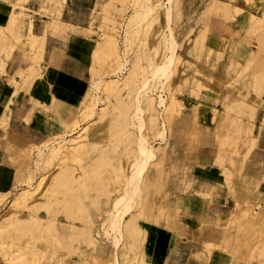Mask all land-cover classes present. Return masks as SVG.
<instances>
[{
    "label": "rangeland",
    "instance_id": "rangeland-1",
    "mask_svg": "<svg viewBox=\"0 0 264 264\" xmlns=\"http://www.w3.org/2000/svg\"><path fill=\"white\" fill-rule=\"evenodd\" d=\"M108 1L113 4V8L107 7V5L101 8V6ZM209 1L210 0H180L179 15L173 18L172 26L175 28V30H179L181 35L183 34V31L186 30L187 28L202 25V22H204V26H203L204 30L202 31V45L200 47V50L198 51V57L197 58L189 57V59H191L190 61L192 62V64L198 65V67L201 70V73L197 74L199 78L198 80H200V85L197 86L195 90L192 89L189 90L183 87H179L175 92L177 99L181 103L180 108L182 115L178 114L173 118V120L169 124L170 125L169 127L170 129L168 128L169 130L167 129V125L165 126L166 127L165 143L163 140L160 139V137L158 136L154 137V134L148 135V140L151 145L153 144V146L155 145L154 147H156L159 145V141H161L162 143L160 142L161 143L160 146L165 145V147L163 150V154H161V156L158 153L155 154L154 158L159 159L158 165H152L151 168L149 169L150 173L153 174L152 182L155 184H153V187L151 186L152 184L150 185V187L148 186V189L150 188L149 190L146 189L147 193L144 194V200H143L144 202L142 204L144 206L142 208L144 209L141 208L142 205L133 208V212L135 214L139 210L141 211V213L140 212L139 213L142 214L143 211L142 215L137 214L140 217L136 215V217L140 219L136 218L138 220L135 222V223L139 222L136 225L139 227L140 233L134 239H132L131 236L128 237L127 235H125L124 237L125 239L121 243L122 247L121 246L119 247V250H122L121 252L119 251L121 253L120 256L121 263L124 262V264L145 263L144 260H142L143 259L142 245L145 237V233H144L145 226L155 227L156 225H158L156 223L157 220L155 219L158 218V214L160 215L162 212L167 211L166 213L164 212L163 214H170L172 216H175L174 217L175 221H177V219L179 218V212L176 209L177 195L181 194L182 191L189 190L193 185L194 186L198 185L200 180L204 182L203 175L199 174V171L205 170V167H201V164L199 163V160H201V158L204 155H208L209 159L212 158L211 167L223 174L224 177L223 189L224 192H227L226 193L227 195H225V198L221 203L218 202L215 203L217 205L211 208L210 214L196 229L194 235L193 232H190L191 243L197 246L200 245L204 250L207 251L214 247H219V248L222 247L223 249L230 251L233 255L237 257L236 262L238 264H242V263L247 264V262L248 264L251 263L261 264L254 259L251 261L248 260L249 259L248 255L253 248H255L261 242L264 241V197H261V195L258 194L259 192L258 185L260 184V180H258V178H253L257 174L256 166L257 169H260L264 164L263 163L264 160L262 156L259 157L260 158L259 161L255 159L257 155V150L259 151L261 149V145H260L261 142L262 141L264 142V78L262 83H260L262 85L259 86L255 85V82L253 81L254 73L256 72V70L258 69L260 70L262 63H264V47L261 50L259 61L254 65H251L247 69L243 70L242 67L235 64L233 65L231 62L241 61V57L244 56L245 52L241 53L240 55L236 54L240 46H242V48H244L245 50L257 49L256 45H258L259 35L262 34L261 33L262 28H259L253 32L247 31L246 29L241 28L240 25L238 24L237 22L238 19H236L239 18L238 16L235 17L234 15L233 18H231V16H229L228 18V15H226L222 9L217 11L213 10L212 13L208 15V18H205L200 21L199 20L200 16L202 15L204 8L206 7V5H208ZM232 1L235 4L243 7L244 9L251 11L256 15H260L264 10V0H232ZM58 3H59L58 5L60 11L57 14V10L54 8V3H52L51 0L23 1L24 6H26L27 9L33 14L34 20L40 21L41 17H43L42 19L44 20H48L50 14L58 15L60 20L69 23L71 25L90 26L93 29L95 28L96 33L94 32L90 36L93 39L98 38L99 33L106 32L108 30L107 28L109 27H107L106 24L107 25L110 24L109 21L104 19L105 16L109 15L110 18H114V17L117 18L116 21H118V23H116V28L111 29V32L113 31L112 33L117 37L119 44V49H118L119 52L123 53V56H126V59L129 60L127 66H129V64L131 63L134 57H138L141 66L140 74H139L140 77L143 76V74L144 76H148L150 72V66L148 64L149 61L147 58H149V56L154 52L153 45L147 43L146 39L142 36V34H140V36L137 35L138 37L137 36L133 37L130 40L128 48L125 49L123 47V42H122L123 38L121 37L120 29H119L120 32L118 33L119 30L117 27L120 25L121 20H122V24L124 23L125 25L126 19H128V16L132 11L127 7V5H129L128 4L129 2H127L125 6L123 4L125 8L124 11L119 14V16L117 15L118 13L115 12L117 11V7L121 5L119 0H60ZM139 4L142 8H144L146 7V5L149 4V1L140 0ZM20 6L23 9V6L22 5ZM105 12H107V15L105 14ZM153 14L155 13L149 12L148 14H146L143 20H139V24H140L139 26L141 27L142 30L143 28L147 30H153V26L155 27V25L157 24V21L153 20L154 18ZM160 20L163 21L162 18H160ZM95 26H98V28ZM100 26H102V28L104 27L103 28L104 30H102ZM149 26L151 29L149 28ZM99 29H101L100 30L101 32L98 31ZM55 32L62 33L63 38H66L67 34H74L66 30L65 28L61 29V27L58 28L49 27L46 32V36L47 33L52 34ZM214 38L216 40H219V43L217 44L215 43L216 46H213L214 51L209 54V51L203 48V46L205 45V43L206 45L208 44L207 43L208 39L212 41V39ZM139 43H141V45ZM23 49H28V44L26 42H24V44L20 43L18 49L17 46H14V48L12 49L13 52L11 54L14 60L17 59L18 55H21V57L24 58V55L22 53H19V51L25 52L23 51ZM140 50H144V52L140 54L139 53ZM83 63L86 64L87 66L85 68L86 69L85 76L83 78L85 86L81 85L76 89H74V94L76 97L74 98L72 105L69 107L68 110L71 113L68 112V114L63 115V117L61 116V119L58 121L57 124L49 120L45 121L46 137H49V140L51 139L49 143L50 142L52 143V140L55 141L56 138L63 135H67V133L69 134V131L72 135H76L78 134V132L82 131V133H87L86 137H84L85 139L84 138L83 139L86 142L92 140L91 143L95 144L96 148L94 151L105 152L108 148L109 150L112 149L114 155H112L113 153L110 154L111 157L109 160L110 165L108 163L109 166H105L106 168L103 167V170L106 169L107 170L105 172L101 170L102 173L101 172L99 173L101 175H98V178H96L98 183H102V187H104L105 189H110L112 195L109 193V196L107 198L106 194L103 193L104 188L102 189V187L100 188L102 193L99 189H98L99 191H97V189H94L92 191V188H89L90 190H86L83 192L84 194L85 192L88 191V195H86L87 193L84 194L88 198H86L84 195L82 196L80 195L81 199L85 197L82 200L83 212L82 210L80 211L85 215H82V213H80V215L82 217L84 216L87 217L89 220L88 222L89 224L80 218H78L77 220L75 219L73 221H70L65 217V214L61 210L60 204L58 205L55 204V201L53 200L54 196L49 197L50 199L44 196V194H46L47 196V193H45L44 191V188H46L45 179L42 186L34 193L35 195L33 194L31 196V198H33L32 203L36 204L38 201L37 204L39 205L36 206L34 205L33 207V204L31 203V198H29L28 201H26L27 204L29 203L27 207L9 206L12 202L11 199L16 191L20 190L21 188L34 187L36 183L40 180V178H42L47 174L48 170L53 169L54 163L47 165L48 167H46L45 169L36 168V167L34 168V166H32L33 177L30 179V178H26L28 177L27 171L18 168V164L15 162L16 160L12 159V156H10L7 152H5V157L2 158V162L0 164L13 173V179L11 181L10 187H8L7 189L8 195L5 199L6 201L4 200V202L0 203L1 204L0 215L4 213L5 210L8 209V207L12 208V210H19L20 213L28 214L30 212L29 206H31L32 208L37 209V210L34 209L35 215L41 218V221L43 223H46L48 218H50L49 220H53V222L55 223V227L58 229L59 234H61L59 238L60 242H57V244L53 242V238L51 239L47 238L48 243H45L42 240H40L41 242H39V240L36 241L37 246L44 248L46 252L47 250L50 252L48 253L45 252V256L41 258L42 260L40 259L37 263L34 264H69V260L71 257L79 258V259L88 258L96 262V264H106L105 256L107 255L108 250H110V248L112 247L111 244H113L110 235L108 234L111 231L108 232L106 230L107 227L104 224H102L103 218L106 216L107 211L111 207V203L107 204L106 202L109 201L112 202L113 198L118 193L116 188H120L124 185L125 178L131 172L132 165L136 157V145L132 144L133 141L127 142L125 140V136L124 137L122 136L121 138V135H124L125 133L123 129L121 128L118 129L116 127L109 128L110 127L109 122L110 120H112V117L114 116L115 113V110L111 108V103L115 101V96L114 97L112 95L108 96L109 97L108 100L110 101V104L108 105L107 114L104 116V118H102V121L104 120L106 122L107 120L108 124H104L105 122L103 121L104 122L103 123L98 118V113L100 111V108L106 106L107 104L106 93L105 91L102 90L101 86L96 87L92 85L93 80H95L97 77L96 75L90 76V74H92L90 68L92 63L91 56L89 58H86ZM94 66L96 67L95 64ZM114 67H115L114 62L112 60H109L105 62L103 66L100 67L99 69L101 70L100 72H104V76L114 77L115 75H117V73L111 72V69ZM233 68L235 69L238 68V70L240 71L237 70L236 72V70ZM178 69L183 70L184 71L183 73L186 76L188 74L190 75L194 74L193 68H191L190 66L188 67V65H186V67L184 65H180ZM41 70L42 68H40V71ZM124 71L125 69H123V72ZM241 71L244 72L243 75H241L242 74L240 73ZM238 72L240 73L241 76L238 74ZM118 74H120V72H118ZM121 75H123V73ZM91 77L93 80L91 79ZM177 80H178L177 75L172 77L171 88H173V86L177 83ZM152 83H154V87H152L153 93L155 95L161 93L165 97L164 94L165 92L164 93L160 92V89L158 88V86H156L157 85L156 81L153 80ZM88 88L91 91V94H93L92 96L95 98V103L92 106L90 115H86L88 109L84 101L85 100L84 96ZM121 94L125 99V102L128 103L132 95L128 94L127 89H122ZM225 94L228 96H226ZM240 98H244V100L243 99L240 100ZM225 104L231 105L229 106V109H227V106ZM240 104L241 105L244 104L246 106L243 105V107L240 108L241 110H239L238 106ZM249 109L251 110L253 109L254 111L252 116H249ZM159 110H161V108H159ZM229 110L231 111V113L229 112ZM236 110L237 112H235ZM235 113H237L238 115ZM232 122L234 124L233 126L231 125L232 126L231 127L229 123L232 124ZM89 123L91 128L88 126L83 130L81 129L82 126L89 125ZM224 123L226 124L223 125ZM227 125H229L230 128ZM158 126H161V123L158 124ZM120 127H122V125ZM238 127L240 128L239 129L240 132L237 131ZM89 129H92V132L89 131ZM127 129L132 130L130 126H127ZM133 131L136 130L133 129ZM234 132L235 133L237 132L236 133L237 135L233 134ZM228 135H230V137L232 138H235V140L232 138L229 139L230 137H228ZM225 136L228 137V138L226 137L227 141L225 142L226 148H225V143L223 142L220 143V141L224 140L221 137L225 138ZM231 140L236 142V144L234 142V144L236 145L235 151H233L235 145L233 144V142H231ZM6 141L20 149L24 147L25 148L33 147L32 146L33 144L39 145L44 140H39V141L29 140L24 142L21 141L17 142L13 140L12 141L6 140ZM223 145L226 152L225 154L227 155H225L226 158H223L221 161L219 160L220 162H222L220 163L216 160V155L220 148L218 146L223 147ZM227 146L229 147L227 148ZM231 147L233 150L231 149ZM35 148L36 147H33V150H31L33 151L31 154V158H35ZM224 149L222 150L224 151ZM228 150H229V156H228ZM230 151L236 154H230L231 153ZM243 153H245L246 156ZM93 154L90 156H93ZM3 155L4 154H2V156ZM84 159L87 161L89 160L87 155H84ZM84 159L83 162H81L82 165L87 164V161H85ZM227 159H229L231 163ZM240 161H242V163ZM227 162L231 165H229ZM228 166H231V168L233 167V171L231 172L232 174L229 173L230 174L228 177L229 181L225 182V176L223 170L224 167H228ZM114 167L117 168L114 169ZM236 175L237 177H235ZM77 178L78 177H76L75 181L76 182L80 181V177L78 179ZM100 179L103 182H100ZM60 196L62 195L59 193L55 194V197H60ZM164 197L165 198L167 197L166 198V200L168 199L167 201L170 200V205L169 206L164 205L163 206L164 209L163 208L160 209L159 204L161 203L160 205H163ZM248 197L249 199H247ZM47 198L50 200V203L47 202L48 200ZM247 200H249L248 201L249 204H247L248 203ZM43 201H46V203ZM90 201H92V203H90ZM44 203L46 204L48 214L50 212L49 210H51L50 216L47 214L46 212L47 210L44 209L45 207ZM48 205H51L50 206L51 208H49ZM84 205H86L87 207L86 206L84 207ZM157 207H159L158 208L159 210H156ZM245 207L247 208L246 211L242 210L245 209ZM239 210L242 212L241 214L239 213L240 212ZM254 211L256 212V215H253ZM52 212L54 213L52 214ZM150 213H152L151 216L148 215ZM80 215L79 217H81ZM143 215H145V217ZM153 215H157V216L155 217ZM240 215L242 216L243 219L240 217ZM238 216L239 218H241L240 221H238L239 219ZM247 216L250 218V222H246L245 219ZM150 217H152L151 220H149ZM158 220L160 221V218ZM150 221L151 223H149ZM71 222L74 223L76 226L78 225V227L87 228L88 225L87 228L89 230L88 234L89 236L91 235V237L94 238L93 242H95V244L86 241L87 235L78 236L80 238L79 239L78 237H76L78 241L74 239L71 242H69L66 239L65 235L66 233H68L67 225H69V223ZM172 223L175 222L173 221ZM63 225L64 227L66 226V228H64ZM173 226L174 224H172V227ZM125 231L127 234L129 233L127 232V230ZM131 239L136 241L133 245L134 248L138 245L137 246L138 249L132 248L133 247L132 244H131L132 247L131 248L129 247L130 245H128V242L130 244ZM26 240H27V236H24L21 237L20 242L22 243ZM50 240H52L53 244L57 245L59 248L55 245L53 247L52 246L53 244ZM134 241H132L131 243H133ZM101 242L102 244H100ZM58 243H60V245ZM104 243H106V245H104ZM107 243L110 244L108 245ZM67 244L70 245L67 246ZM96 244L101 245V247L102 246L105 247H102L103 248L102 249L96 246ZM207 244H209V247H207ZM213 245L214 247H212ZM70 246L72 247L74 246V247L72 248ZM128 247H129L128 251L130 252H127ZM123 248H125L126 252H124L125 250H123ZM53 249H55L56 251L54 250V252H52L51 250ZM79 249L81 251L80 253L77 252ZM130 249L132 250V252ZM133 251L135 252L133 253ZM123 252L126 254L125 256L122 254ZM82 253H84L83 254L84 257L80 255ZM86 253L88 254V257Z\"/></svg>",
    "mask_w": 264,
    "mask_h": 264
},
{
    "label": "bare ground",
    "instance_id": "bare-ground-1",
    "mask_svg": "<svg viewBox=\"0 0 264 264\" xmlns=\"http://www.w3.org/2000/svg\"><path fill=\"white\" fill-rule=\"evenodd\" d=\"M119 1H120L121 5L118 6L117 11H115L116 13H118L117 14L118 16L121 12L124 11V8H125L124 6L127 2H129L128 3L129 5H127V7L132 10L128 16V19H126L125 25H124V23L122 24V20H121L120 25L117 27L118 30L119 29L121 30V37L123 38L122 39L123 47L125 49H127L128 45L130 43V40L133 37H136L137 35L140 36V34H142V36L146 39L147 43H150V45L151 44L153 45L154 52L150 56L148 55L149 58H147L149 61L148 64L150 66V72H149L148 76H144V74H143V76L140 77L139 74H140L141 66H140L139 58L134 57L132 59L131 63L129 64V66H127L129 60L126 59V56H123V53L119 52V50H118L119 44H118L117 37L112 33L113 31L111 32V29L116 28V23H118V21H116L117 18H115V17L110 18V16L107 15V12H105V14L107 16H105L104 19L109 21V24L111 26L107 25V24H106V26L109 27L110 30H109V28H107L108 30L106 32H102V33L98 34V38L94 39V41H95L94 46H93L94 48L91 52V60H92L91 73L92 74H90V76L96 75V77H97L95 80H93L91 77V79L93 80L92 85L96 86V87L101 86L102 90L105 91L106 98H107V104L104 107L101 106L102 108H100V111L98 113V118L102 121V118H104V116L107 114L108 105L110 104V101L108 100L109 99L108 96L109 95H112L113 97L115 96V101L111 103V108L113 110H115V113H114V116L112 117V120H110V122H109L110 127L109 126L108 127L109 128H112V127L115 128L116 127L118 129H120V128L123 129V131L125 133H124V135H121V138H122V136L123 137L125 136V140L127 142L133 141L132 144L136 145V157L134 159L131 172L125 178L124 185L122 187L119 186L120 188H116L118 193L113 198L112 202H110V201L106 202L105 201L107 204L111 203V207L107 211L106 216L103 218L102 224H104L107 227L106 230L108 232L111 231L108 234L110 235V238L113 242V244H111L112 247L110 246L111 248H110V250H108V253L105 256L106 264H124V262L121 263V259H120L121 253L120 252L122 250H119V247L121 246V243L125 239L124 238L125 235H127L128 237L131 236V238L134 239L140 233V229L136 225L139 222H137V223H135V222L138 219H140V218H138V217H140L138 215L141 213V211L139 210L135 214L133 212V208L143 204L144 194L147 193L146 189H148V186L150 187L151 184H152L151 185L152 187H153V184H155L152 182L153 174L150 173L149 169L151 168L152 165H158L159 159L154 158L155 154L158 153L161 156V154H163V150L165 147V145L160 146V144L162 143L161 141H159V145L156 147H154L155 145L153 146V144L151 145L149 143V140H148V135L154 134V137L155 136L160 137V139L163 140L165 143V141H166V133H165L166 127L165 126L167 125V129H168L170 127L169 124L173 120V118L175 116H177L178 114L182 115L181 114L182 113L181 108H180L181 103L177 99L175 92L177 91V89L179 87H183V88L189 89V90H191V89L195 90L196 87L200 85V80H198L199 78H198L197 74L201 73V70L197 67V65L194 64L195 65L194 66L192 64V62L190 61L191 59H189V57H192V58L198 57V51L200 50V47L202 45V31L196 30L197 27L195 26V27L187 28L186 30L183 31V34L181 35L179 30H175V28L172 26L173 18L175 16H178L179 12H180V0H148L149 4L146 5V7H144V8H142L140 6V4H139L140 0H119ZM123 4H124V6H123ZM105 5H107V7L113 8V4L109 1L105 2L101 6V8L105 7ZM220 9H222L225 12V14L228 15V18H229V16H231V18H233L234 15H235V17L238 16L239 18H236V19H238L237 20L238 24L240 25L241 28L246 29L247 31L253 32L259 28H262V32H261L262 34L259 35L258 45H256L257 49L256 50H254V49L249 50L247 52L243 62H241V63H239L237 61L231 62L233 65L234 64L239 65L240 67H242L243 70L247 69L248 67H250L251 65H254L255 63H257L259 61L261 50L264 47V10L260 15H256V14L252 13L251 11L244 9L243 7L235 4L232 0H210L208 2V5H206V7L204 8V10L202 9L203 12H202V15L200 16L199 20L201 21L202 19L208 18V15L210 13H212L213 10L217 11ZM149 12L155 13V14H153L154 15L153 20H156L157 24L156 25L154 24L155 27L153 26V30H147L144 28L142 30L141 27L139 26L140 25L139 20H143L145 18L146 14H148ZM160 18H162L163 21H161ZM8 23L9 24H7L6 27L10 29L9 31L11 32V37H8L5 34V31H7V30H4V29L6 27H0V49H4L6 54L9 53L8 51H10V49L12 47V45H11L12 40L11 39L14 40V43L17 42L19 39H21L20 30L24 25V21L22 20L21 14L20 15L19 14H17V15L12 14ZM31 25H32V21H29L28 25H27V31H26L25 37L28 40L31 48L36 47L37 48L36 52H39L40 44H41V38L37 37L36 35H34L30 31ZM148 25H149V23H148ZM98 26H95V27L98 28ZM146 27H148V26H146ZM100 28H102V26H100ZM103 28H102V30H104ZM149 28H150V26H149ZM100 30L101 29H99L98 31H100ZM105 30H106V27H105ZM120 30L118 31V33L120 32ZM94 32H95V28L93 29L90 26L86 29V33H87L88 37H90L91 34H93ZM141 43H139V44L141 45ZM6 44H8V47L5 46ZM6 48H8V50H6ZM203 48L207 49V51H209V54L214 51L213 50L214 48L209 46L208 44L206 45V43L203 46ZM142 52H144V50L139 51L140 54H142ZM137 56H138V54H137ZM109 60H112L115 64V67L111 69V72L117 73V75H115L114 77L104 76V72H100L101 70L99 69L100 67L103 66V64L105 62H107ZM94 64L96 65V67L94 66ZM180 65H184L185 67H186V65H188V67L190 66L191 68H193L194 74L193 75L188 74L187 76L184 75V73H183L184 71L178 69V67ZM235 68H233V69H235ZM257 68H259V67H257ZM260 68H261L260 70L258 69L254 73V80L253 81L255 82V85H257V86L262 85L260 83H262L263 78H264V63H262ZM123 69H125L124 72H123ZM27 70L31 71V75L35 73L34 68L30 67ZM228 70H229V68H228ZM235 70L237 72L238 68ZM23 71H25V70H22L21 72H23ZM238 71H240V70H238ZM242 71L240 72V73H242L241 75H243V73H244ZM118 72H120V74H118ZM122 73H123V75H121ZM240 73L238 72L239 75H240ZM145 74H147V73H145ZM31 75H30V77H31ZM176 75L178 77L177 83L173 86V88H171V79L173 76H176ZM153 80L156 81V84H157L156 86H158V88L160 89V92H163V93L165 92L164 93L165 97L161 93L158 95H155L153 93V91H152V87H154V83H152ZM122 89H127L128 94L132 95L128 103L125 102V99L123 98V96L121 94ZM243 91H244V89H243ZM155 93H156V90H155ZM92 95L93 94H91V91L88 88L86 91V94L84 96L85 105L88 109V111L86 112V115L91 114L92 106L95 103V98ZM226 96H228V95H226ZM242 99L244 100V98H240V100H242ZM235 104H237V103H235ZM243 105L240 104L238 106L239 110H241L240 108L243 107ZM226 106H227V109H229V106H231V105H226ZM244 106H246V105H244ZM159 108H161V110H159ZM233 108H235V107H233ZM238 108H237V110H238ZM230 110H229V112L231 113ZM237 110L235 112H237ZM69 113H71V112H69ZM253 113H254L253 109L252 110L249 109V116H252ZM235 114H237V113H235ZM71 115H73V114H71ZM107 118H109V117H107ZM105 120H106V118H105ZM98 122H100V121H98ZM107 122L108 121L106 120V122L104 124H108ZM96 123H97V121H96ZM160 123H161V126H158V124H160ZM225 124L226 123H224L223 125H225ZM229 124H230V126L231 125L233 126L234 123L232 122V124L231 123H229ZM96 125H98V124H96ZM121 125H122V127H120ZM88 126L91 128L90 123H89V125L82 126L81 129L83 130ZM127 126H130V128L132 130L127 129ZM227 126L229 127V125H227ZM228 127H227V129H228ZM133 129H135L137 132L133 131ZM227 129H226V131H227ZM89 131L92 132V129H89ZM237 131H239V129ZM83 132H85V131H83ZM228 133H229V130H228ZM236 133L234 132L233 134H236ZM89 134H90V132H89ZM216 134H215V136H216ZM86 135H87V133H82V131L78 132V134H76V135H72L69 131V134L67 133V135L60 136V137L56 138L55 141L52 140V143L51 142L49 143V141L51 140V139L49 140V137H46L44 139V141L39 145H34L32 143L33 144L32 146L36 147L35 148V158H31V154L33 152L31 150H33V147H28L26 145L28 148L24 147V148L19 149V148L12 147L9 144L5 145L4 151L7 152L10 156H12V159L16 160L15 162L18 164V168H21V169H24L27 171L28 177L25 176L26 178L31 179L33 177L32 176L33 175L32 166H34V168L36 167V168L45 169L46 167H48L47 165L54 163V166L52 165L53 169L48 170L47 174L46 175L44 174L45 176L40 178V180L36 183V185L34 187H31V188H21L20 187L21 189L14 193L12 199L10 198L12 200V202L9 206L27 207L29 205V203L27 204L26 201H28V199L31 198V196L42 186V184L44 183V179H45L46 188H44V191H45V193H47V196H46V194H44V196L48 197V198L54 196L53 200L55 201V204L56 205L60 204L61 210L65 214V217L67 219H69L70 221H73L75 219L77 220L78 218H80V219H83L86 223H88L89 222L88 218L85 216L82 217L80 215V213L83 212L82 200L86 197L84 194L87 193L86 195H88V191L85 192L84 194H83V192L86 190H90L89 188H92V191L94 189H97V191L100 190V188L102 187V183H98L96 178H98V175H101L99 173L101 172V170H103V167L110 165V163H109V160L111 158L110 154L113 153L112 155H114V152L112 149L109 150V148L105 152L94 151L96 148L95 144L91 143L92 140L86 142L84 140L85 139L84 137H86ZM226 135H227V133H226ZM226 137L227 136H225V138L221 137L224 140H222V141L219 140L220 143H222V142L225 143L227 141ZM228 137H230V135H228ZM231 138L232 137H230L229 139H231ZM232 139L235 140V138H232ZM231 142H233V144H234L235 141L231 140ZM229 143H230V141H229ZM235 144H236V142H235ZM229 146H227V148ZM218 147H220V148L217 152L216 160L218 162H220L223 158H226L225 155H227V154H225L226 152L224 149V145H223V147L222 146H218ZM232 147H231V149H232ZM221 148L224 149V151ZM225 148H226V143H225ZM233 149H232L233 151L236 150V145L234 146ZM93 152H94V154H93ZM92 154H93V156H90ZM230 154H236V153L231 152ZM243 154H245V153H243ZM84 155L88 156V158H89L88 161L84 159ZM237 155H238V153H237ZM228 156H229V150H228ZM245 156H246V154H245ZM17 157H19V158H17ZM83 159L85 161H87L86 165L81 164V162H83ZM227 160L230 162L229 159H227ZM223 162H224V160H223ZM240 162L242 163V161H240ZM108 163H109V165H108ZM220 163H222V162H220ZM233 164H234V162H233ZM229 165H231V164H229ZM109 168H111V167H109ZM112 168H113V166H112ZM115 168H117V167H114V169ZM106 170H103V171L105 172ZM109 171H110V169H109ZM112 171H111V173H112ZM232 171H233V167L232 168H231V166L224 167L223 173L225 176V182L229 181L228 177L230 174H232L231 173ZM117 173H118V171H117ZM239 174H241V173H239ZM76 177H78V178L80 177V181L76 182L75 181ZM235 177H237V175ZM238 177H239V175H238ZM100 182H103V181H101V179H100ZM103 188L104 187H102V189ZM256 192H258V191H256ZM57 193L61 194L62 196L55 197V194H57ZM101 193H102V191H101ZM103 193L106 194V197L108 198L109 193L111 194V191H110V189L104 188ZM7 194H8V191H6L4 194L0 193V203L4 202V200L7 197ZM80 195L81 196L84 195L85 197L81 199ZM37 197H38V195H37ZM86 198H88V197H86ZM166 198L165 197L163 198V205H160L161 203L159 204L160 209L163 208L164 205L165 206L170 205V200L167 201L168 199L166 200ZM49 199L47 200V202L50 203ZM247 199H249V197ZM32 200H33V198H31V203H32ZM109 200H110V198H109ZM92 201H90V203H92ZM248 201L249 200H247V202ZM43 202L46 203V201H43ZM167 202H168V204H167ZM37 203H38V201H37ZM37 203L36 204L32 203L33 207H34V205L35 206L39 205ZM32 204H30V205H32ZM247 204H249V202ZM146 205H145V208H146ZM0 206H1V204H0ZM44 206L46 207V204ZM48 206H49V208H51L50 207L51 205H48ZM85 206L86 205H84V207ZM45 207H44V209L47 210V207L46 208ZM142 207H144V206L142 205L141 208ZM252 207H254V206H252ZM9 208L10 207H8V209H6L5 212L0 215V262L3 264H34V263H37L41 258H43L45 256L46 251L44 248L37 246L36 241L39 240V242H41L40 240H42L43 242L48 243V239L53 238V242L57 244V242H60L59 238H60L61 234H59L58 229L55 227V223L53 222V220H49L50 218H48L46 223H43L41 221V218H39L35 215L34 209L37 210L36 208H32L31 206H29L30 212L28 214H23V213H20L19 210H12V208H10V209ZM158 208L159 207H157L156 210H159ZM142 209H144V208H142ZM246 209L247 208L245 207V209H242V210L246 211ZM81 210H82V212H80ZM85 210H86V208H85ZM49 211H50L49 214H48V210L46 212L50 216L51 210H49ZM161 212H162V210H161ZM164 212H162L160 215L158 214V218H155L157 220L156 223L158 225L171 227L172 224H174L172 222L173 221L175 222V218H174L175 216H172L170 214H163ZM53 213L54 212H52V214ZM239 213L241 214L242 212L240 211ZM142 214H143V211H142ZM142 214H140V215H142ZM151 214L152 213H150L148 215L151 216ZM79 215L81 217H79ZM82 215H85V214L82 213ZM136 215L138 217H136ZM234 215H236V214H234ZM253 215H256L255 211H254ZM143 216L145 217V215H143ZM153 216L156 217L157 215H153ZM232 216H233V214H232ZM240 217L242 218L241 215H240ZM243 217H245V216H243ZM136 218H138V219H136ZM159 218H160V221L158 220ZM238 218H239V216H238ZM241 218H239L238 221H240ZM151 219H152V217H150L149 220H151ZM147 220H145V221H147ZM245 220H246V222H250V218L248 216L246 217ZM241 221H243V220H241ZM149 223H151V221ZM153 223H155V222H153ZM67 226H68V228H67L68 233H66L65 237L69 242L76 239V237H78V236L87 235L86 241L95 244V242H93L94 238L91 237V235L89 236V234H88V232H89V230L87 229L88 225H87V228L86 227H78V225L76 226L74 223L71 222ZM63 227H64V225H63ZM64 228H66V226ZM152 229H154V228H152ZM125 230H127V232H129V233L127 234ZM24 236H27V240L21 243L20 242L21 237H24ZM126 239H128V238H126ZM132 239H131V241L128 240V241H130V244L128 242V245H130L129 246L130 248L136 242ZM50 241L52 242V240H50ZM82 241H83V239H82ZM132 241H134V242L131 243ZM53 242H52V244H53ZM90 243H89V246H90ZM58 244L60 245V243H58ZM74 244H76V243H74ZM79 244H80V242H79ZM100 244H102V242ZM124 244H123V247H124ZM137 244H138V242H137ZM137 244H135V245H137ZM209 244H207V247H209ZM54 245L55 244H53L52 246L54 247ZM69 245L67 244V246H69ZM104 245H106V243H104ZM55 246H57V245H55ZM96 246H98L100 248L105 247V246L101 247V245H99V244H96ZM137 246L135 248H137ZM70 247H72V246H70ZM129 247L127 249V252H130V251H128ZM150 247H151V245H150ZM150 247H149V250H150ZM212 247H214V245ZM132 248H134V245ZM54 250L55 249H53L51 251L54 252ZM123 250H125V248H123ZM48 252H50V251L47 250L46 253H48ZM77 252L80 253L81 252L80 249ZM124 252H126V250ZM124 252L122 254L125 256L126 254ZM131 252H132V250H131ZM134 252L135 251H133V253ZM75 253H76V250H75ZM79 253H78V255H79ZM84 253H82L80 255H82L84 257V255H83ZM87 257H88V254H87ZM248 258L247 259L250 261L254 259V260H257L259 263L264 264V241L261 242L258 246H256L255 248H253L251 250V252L248 255ZM247 264H248V262H247Z\"/></svg>",
    "mask_w": 264,
    "mask_h": 264
},
{
    "label": "crops",
    "instance_id": "crops-1",
    "mask_svg": "<svg viewBox=\"0 0 264 264\" xmlns=\"http://www.w3.org/2000/svg\"><path fill=\"white\" fill-rule=\"evenodd\" d=\"M23 1L0 0V27L9 24L12 14H21L24 21L20 30L21 39L15 43L11 39L12 47L7 54L4 49H0V163L5 157L4 146L9 144L15 147L6 140L17 142L44 140L45 121L49 120L57 124L61 116L68 114L69 107L76 97L74 89L81 85L85 86L83 78L87 66L83 62L91 56L95 43L93 38L87 36L86 29L89 26L71 25L54 14H50L48 20L41 17L40 21H36ZM51 1L58 14L60 0ZM29 21H32L30 31L41 38L39 52H36V47L31 48L25 37ZM203 26L204 22L196 26V30L203 31ZM49 27L65 28L74 34H67L66 38H63L60 32L47 33L46 36ZM4 30H7L5 34L11 37L10 29L6 27ZM24 42L28 44V49H23L25 52L19 51L24 58L18 55L14 60L11 56L12 49L14 46L18 49L20 43L24 44ZM207 43L213 47L216 46L215 43H219V40L208 39ZM5 46L8 47V44ZM248 51L240 46L236 54L240 55L244 52L245 54L240 56L241 61L237 62H243ZM30 67L35 69L32 75L31 71L27 70ZM22 70L25 71L21 72ZM260 145L261 149L257 150L255 157L257 161L261 156L264 160V142L262 141ZM199 163L201 167H205L204 171H199V174L203 175L204 182L200 180L198 185H193L189 190L177 195L176 209L179 218L174 226H171L172 228L162 225L145 226L142 245L145 264H238L237 257L228 250L214 247L207 251L200 245L191 243L190 232L194 235L196 229L210 214L211 208L217 205L215 203H221L227 195L223 189V174L211 167L212 158L209 159L208 155H204ZM256 171L257 174L253 178L260 180L258 194L264 197V164L260 169L256 166ZM12 179L13 173L0 164L1 194L10 187ZM69 264H96V262L88 258L71 257Z\"/></svg>",
    "mask_w": 264,
    "mask_h": 264
}]
</instances>
